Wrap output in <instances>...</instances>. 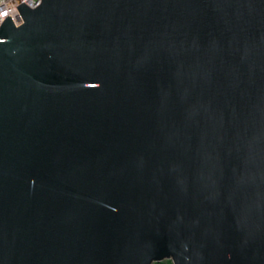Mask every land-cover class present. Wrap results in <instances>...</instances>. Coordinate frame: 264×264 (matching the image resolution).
<instances>
[{
  "label": "water",
  "instance_id": "obj_1",
  "mask_svg": "<svg viewBox=\"0 0 264 264\" xmlns=\"http://www.w3.org/2000/svg\"><path fill=\"white\" fill-rule=\"evenodd\" d=\"M16 7L0 264H264V0Z\"/></svg>",
  "mask_w": 264,
  "mask_h": 264
},
{
  "label": "built area",
  "instance_id": "obj_2",
  "mask_svg": "<svg viewBox=\"0 0 264 264\" xmlns=\"http://www.w3.org/2000/svg\"><path fill=\"white\" fill-rule=\"evenodd\" d=\"M40 2L41 0H0V25L7 16L15 26L20 25L22 17L16 6L24 3L29 8H35Z\"/></svg>",
  "mask_w": 264,
  "mask_h": 264
},
{
  "label": "trees",
  "instance_id": "obj_3",
  "mask_svg": "<svg viewBox=\"0 0 264 264\" xmlns=\"http://www.w3.org/2000/svg\"><path fill=\"white\" fill-rule=\"evenodd\" d=\"M152 264H172L170 260H162V261H159V262H155V263H152Z\"/></svg>",
  "mask_w": 264,
  "mask_h": 264
}]
</instances>
